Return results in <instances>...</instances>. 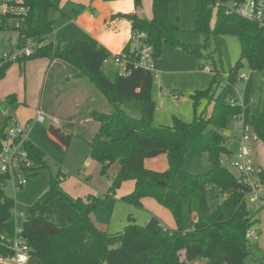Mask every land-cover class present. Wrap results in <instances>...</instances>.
I'll use <instances>...</instances> for the list:
<instances>
[{
	"label": "trees",
	"instance_id": "trees-1",
	"mask_svg": "<svg viewBox=\"0 0 264 264\" xmlns=\"http://www.w3.org/2000/svg\"><path fill=\"white\" fill-rule=\"evenodd\" d=\"M24 1L28 15L22 33L26 38L43 41L53 34L55 14L66 17L67 4L61 5V0ZM132 1L134 13L117 14L112 19L127 20L132 33L143 32L154 59L163 45L198 57L200 49L209 47L211 37L238 38L240 59L227 76L213 65L209 87L190 95L194 110L200 100L212 106L208 115L195 113L191 123L172 117L170 125L155 127L154 74L128 62L125 73L108 79L101 68L113 56L90 36L75 41L65 54L58 53L50 42L18 63L37 58L51 62L62 59L75 68L78 77L88 79L102 93L112 111L91 113L98 129L88 145L89 158L100 165L101 176L108 177L110 167L118 165L108 196L123 182L132 181V191L121 197V201L141 208L142 200L151 198L170 212L176 228L164 227L155 216L144 226L130 222L117 234L98 228L91 215L99 198L69 196L61 187L68 176L59 168L55 175H49L45 193L23 213L21 233L30 249V260L37 259L39 264H190L197 260L204 264H244L254 241L246 233L254 230L259 235L255 229L259 219L257 214L250 215L246 207V197L252 191L249 184L241 183L230 168L221 164L224 158L231 159L232 152L220 130L227 127L230 117L238 119L241 114L235 84L240 80L238 71L242 62L251 70L264 73V28L226 13V4L244 0H193L194 32L203 37V43L186 45L177 39L178 27L169 20L172 0H152L151 19L140 13L142 0ZM84 11L93 12V9L83 5L72 7L71 19ZM118 56L131 59L129 46ZM9 67L0 74V80ZM6 100L13 106L15 95ZM249 125L255 138L264 144V88ZM48 131L65 147L75 137L54 126ZM2 139L3 130H0V147ZM25 147L33 162L31 175L48 168L46 154L41 149L30 142ZM160 155L166 157V170L157 172L145 167L146 159ZM203 155L210 165L206 173L192 174L184 169L188 156L200 159ZM255 182L264 187V170H256ZM6 184V178L0 176V240L3 241L12 239L14 233L11 209L15 203L3 193Z\"/></svg>",
	"mask_w": 264,
	"mask_h": 264
},
{
	"label": "rangeland",
	"instance_id": "rangeland-1",
	"mask_svg": "<svg viewBox=\"0 0 264 264\" xmlns=\"http://www.w3.org/2000/svg\"><path fill=\"white\" fill-rule=\"evenodd\" d=\"M86 2L87 0H61L62 5L67 4L64 8L66 17L62 18L59 13L54 16L55 27L51 41L55 42L56 51H63L62 53L65 54L73 45L74 42L70 37H76V28L70 26L72 20L70 10ZM151 5L152 0H142L140 13L143 17L151 18ZM214 14L211 22L214 21ZM168 16L169 20L178 27L177 39L180 42L193 46L203 43V37L194 32L193 0H172L169 4ZM58 43L61 50L57 47ZM199 55L197 57L167 45L161 47L159 56L154 59L155 80L152 100L156 104L153 115L155 127L170 125L172 117L191 123L195 113L200 116L211 112L212 106L208 105L206 100H200L194 110L190 95L194 91L209 87L213 75L205 72L204 67L215 65L223 76H227L240 59L238 38L233 35L211 37L209 47L200 49ZM50 63L47 58H37L11 64L0 80V98L6 99L8 95H16L17 103L14 110L20 121L33 117L34 110L39 107L47 116L54 117L60 123L65 134L72 132L84 139H90L98 127L90 117L91 112L108 114L112 111V106L88 79H85L88 93L85 92L86 88L75 86L71 78L75 68L64 60L58 59L51 65ZM101 70L110 80H113L115 75L123 74L122 67L116 65L113 58L107 60ZM238 78H242L235 84V97L241 107L238 119L249 131L251 154L256 170H264V144L256 142L249 125V119L263 95L264 73L251 70L243 61L238 71ZM216 89L219 91V86L216 85ZM237 124L236 119L230 117L227 127L220 130L226 141L240 136ZM50 126L52 123L47 119L43 124H35L31 131V139L38 143L46 154L48 168L27 177L21 188L15 189L7 184L3 190L4 195L13 199L15 203V229H21L24 211L45 193L49 175H55L59 168L68 176L61 187L69 196L81 199L88 196L99 198L91 215L92 221L98 228L107 230L110 234H117L130 222L144 226L151 216L157 217L166 228H176L170 212L151 198H144L141 208L121 201V197L132 191V181L123 182L113 194L108 196L118 165L115 163L110 167L107 172L108 177L101 176L100 165L89 159V147L83 140H77L75 136L65 147L57 140L51 139L48 131ZM37 137L41 138L37 139ZM86 159L89 164L87 168L83 166ZM144 164L147 169L157 172L167 169L165 155L146 159ZM209 168L205 155L200 159H192L188 156L185 160L184 169L189 173L203 174ZM79 171H84L85 174L81 175ZM230 171L234 173L233 170ZM253 180L255 181V176ZM246 207L250 215H258L260 221L255 229L261 233L258 236V243L251 242L250 252L243 261L244 264H264V201L257 195L249 194L246 197ZM196 262L204 264L201 260ZM29 264L39 263L37 259H32Z\"/></svg>",
	"mask_w": 264,
	"mask_h": 264
},
{
	"label": "built area",
	"instance_id": "built-area-1",
	"mask_svg": "<svg viewBox=\"0 0 264 264\" xmlns=\"http://www.w3.org/2000/svg\"><path fill=\"white\" fill-rule=\"evenodd\" d=\"M224 7L226 13L256 22L259 27L264 28V0H244L239 4L231 1ZM27 15L28 7L24 0H0V74L11 64L31 57L36 50L52 42L51 36L39 42L23 35L22 29ZM129 52L131 59L120 58L118 55L113 57V62L122 67L123 73L130 62L135 68L149 71L155 76L153 50L146 43V35L143 32L131 33ZM203 70L207 73L213 71L212 67H204ZM47 119L55 126L58 124L57 120L50 119L40 108H37L32 122L22 123L15 116L10 103L5 98H0V130H3L0 176L5 177L7 184L15 189L25 184L33 168V162L25 147L30 142L31 128L33 124H43ZM238 129L240 138L237 150L229 161L224 158L221 164L233 170L241 183L249 184L252 190L250 194L257 195L264 201V189L253 180L256 170L249 147V131L241 121H238ZM11 214L15 216L14 208L11 209ZM258 236L254 230L246 233V237L250 240L256 241ZM29 253L30 249L22 236L21 229L14 228L12 239L0 240V264H29ZM190 264L199 263L194 261Z\"/></svg>",
	"mask_w": 264,
	"mask_h": 264
},
{
	"label": "crops",
	"instance_id": "crops-1",
	"mask_svg": "<svg viewBox=\"0 0 264 264\" xmlns=\"http://www.w3.org/2000/svg\"><path fill=\"white\" fill-rule=\"evenodd\" d=\"M61 5H62V3H61ZM81 5H83L85 7L92 8L93 12L84 11L81 14L77 15L74 19L71 20L70 26L76 28L75 29L76 30V33H75L76 37H73V36L70 37L73 40L72 42H75L77 40H85V38L87 36H90L94 40H96L100 45H102L104 48H106L112 54L113 57L119 55L120 53H122L124 48L127 45L129 46V39L130 38L127 35L122 37V38H114L113 40H111L108 43H104L103 40L105 39L108 30H113L114 34H115L116 30H119V31L124 32V33H129L130 32V36H131L132 32H131L130 23L127 20L122 19V18H114V19H112V16H115L117 14L125 15V14L134 13L133 1L132 0H124V1L105 2V1L87 0L86 3L81 4ZM116 7H119L120 11H114V8H116ZM149 19H151V18H149ZM71 29L73 30V28H71ZM73 38H76V39H73ZM54 44H55V42H54ZM57 47H59V49L61 50V48L59 46V43H58ZM62 52L63 51H59L58 53L63 54ZM56 60H58V59H55L54 61H56ZM54 61H52L50 63V65ZM71 78H73L75 86H77L79 88L83 87L84 89L86 88L85 92H87V93L89 92L88 89H87V86H85L86 85V83H85V79L86 78L78 77V73H77L76 70H75V73L72 72ZM8 96H10V95H8ZM15 98H16V102L12 106V109L14 111L15 116L17 117V112H15V110H14L15 105L17 103L16 95H15ZM34 113H35V110H34ZM33 117H34V115H33ZM33 117L28 118V119H22L21 121L18 119V117H17V119L20 122H22V123H31ZM90 117H91V115H90ZM49 118L50 119H55L54 117H49ZM49 121L51 122V120H49ZM236 121L238 122L239 119H236ZM34 125L35 124H33V126ZM33 126H32V128H33ZM52 126H54L55 128L59 129L62 132V127H61L59 122H58V124L56 126L53 125V123H52ZM32 128H31V131H32ZM237 128H238V124H237ZM97 129H98V127H97ZM31 131H30V134H29L30 143H33L35 146H37L39 149H41V146L31 139V133H32ZM62 133H64V132H62ZM66 135L76 136L77 140H83L84 143H86V145L88 147H89L88 144H89V142L91 141V139L93 137L92 136L90 139H84L83 137H80L79 135H75L72 132H71V134H66ZM49 136L51 137V139L56 141L54 139V137H52L50 135V133H49ZM39 138H41V137H37V139H39ZM239 138H240V136L238 135L237 137H234L232 140L226 141L227 148L232 152L231 156H233V154L237 150ZM256 142L259 144V141L257 139H256ZM249 147L251 149L250 140H249ZM88 157H89V155H88ZM45 159H46V162H47V157H45ZM87 160L88 159L84 160V162H83V166L85 168H87L88 165H89ZM253 164H254V161H253ZM254 168L256 170L255 164H254ZM79 172L81 173V175L85 174L84 171H79ZM30 175H31V173L28 175V177ZM257 217H258V215H257ZM258 219H259V217H258ZM259 221H260V219H259ZM260 233L261 232L259 231V235H260ZM252 242L253 243H258L259 242V238L256 241H252Z\"/></svg>",
	"mask_w": 264,
	"mask_h": 264
},
{
	"label": "clouds",
	"instance_id": "clouds-1",
	"mask_svg": "<svg viewBox=\"0 0 264 264\" xmlns=\"http://www.w3.org/2000/svg\"><path fill=\"white\" fill-rule=\"evenodd\" d=\"M114 11H120L119 7L114 8ZM128 36L130 38V32L129 33H124L121 32L119 30L115 31V34L113 33V30H108L107 35L105 37V39L103 40L104 43H108L111 40H113L114 38H122L124 36Z\"/></svg>",
	"mask_w": 264,
	"mask_h": 264
}]
</instances>
